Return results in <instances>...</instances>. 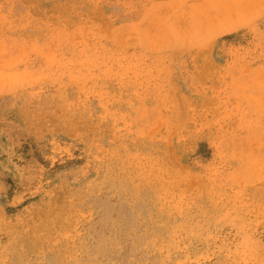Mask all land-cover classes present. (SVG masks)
<instances>
[{
	"label": "rangeland",
	"instance_id": "1",
	"mask_svg": "<svg viewBox=\"0 0 264 264\" xmlns=\"http://www.w3.org/2000/svg\"><path fill=\"white\" fill-rule=\"evenodd\" d=\"M0 264H264V0H0Z\"/></svg>",
	"mask_w": 264,
	"mask_h": 264
}]
</instances>
